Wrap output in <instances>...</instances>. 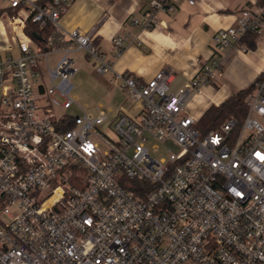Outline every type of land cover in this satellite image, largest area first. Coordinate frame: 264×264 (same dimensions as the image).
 <instances>
[{"label":"built area","instance_id":"1","mask_svg":"<svg viewBox=\"0 0 264 264\" xmlns=\"http://www.w3.org/2000/svg\"><path fill=\"white\" fill-rule=\"evenodd\" d=\"M72 1L10 0L29 2L33 21L57 28ZM174 1L182 0H151L132 24L155 27ZM95 32L67 38L105 75L113 65ZM248 32L264 35V0L216 32L212 57L180 89L170 88V68L147 82L118 73L115 82L142 108L115 116L92 113L72 95L75 49L34 45L24 33L20 56L0 57V264H264V72L239 133L229 117L203 134L186 113L192 93L220 76L226 54L249 49ZM130 37L114 36V57ZM54 52L62 55L51 67ZM151 143L168 156H154Z\"/></svg>","mask_w":264,"mask_h":264},{"label":"crops","instance_id":"2","mask_svg":"<svg viewBox=\"0 0 264 264\" xmlns=\"http://www.w3.org/2000/svg\"><path fill=\"white\" fill-rule=\"evenodd\" d=\"M260 2L197 0L192 5L186 0L174 1V8L159 10L156 26L146 29L131 21L150 10L151 0H74L59 18L58 29L67 40L70 31L96 29L94 43L112 62L113 69L108 73L114 86L121 88L115 82L118 73L130 72L140 81L147 82L161 69L170 68L174 72L170 88L176 91L197 76L201 66L212 57L216 32L234 25L243 10L254 8ZM30 15L29 2L15 8L10 0H0V57L20 56L19 41L24 33L27 34L24 27ZM126 31L131 32V37L121 55L114 57L113 38ZM263 36L257 38L255 49L228 52L220 76L213 83L203 85L201 91L192 93L186 113L199 120L210 106L220 105L253 84L264 72ZM33 44L38 43L33 40ZM68 45L76 50L71 41ZM141 108L142 103L132 98L113 112L106 110L103 104L98 107L109 116H115L121 109L136 114Z\"/></svg>","mask_w":264,"mask_h":264},{"label":"rangeland","instance_id":"3","mask_svg":"<svg viewBox=\"0 0 264 264\" xmlns=\"http://www.w3.org/2000/svg\"><path fill=\"white\" fill-rule=\"evenodd\" d=\"M14 35L16 34L14 33ZM11 40H13V37ZM71 54L75 58L76 68L75 73L71 77L74 85L72 95L76 97L80 105L87 106L92 111H99V104H103L106 110L113 112L120 104L131 98L126 90L112 84L110 81V73L104 75L97 72L98 63L89 57L85 49L75 50ZM61 55V52H54L49 56L51 67L56 65ZM42 65L44 74L47 76L48 68L46 59L42 61ZM46 83H48L47 80ZM69 112L81 113L82 110L74 107ZM152 143L150 144V150L154 156H168V151L163 144H160L158 151H154Z\"/></svg>","mask_w":264,"mask_h":264},{"label":"trees","instance_id":"4","mask_svg":"<svg viewBox=\"0 0 264 264\" xmlns=\"http://www.w3.org/2000/svg\"><path fill=\"white\" fill-rule=\"evenodd\" d=\"M36 2L39 5H46L53 2V0H38ZM21 5L22 4L13 7L19 8ZM24 29L34 41L42 46H46L47 44H51L53 46H66L70 43V41L66 39L65 34L59 31L53 23L49 22L42 25L40 22L33 21L32 15L26 19ZM35 34L40 37H36ZM257 38L258 35L255 32H248L243 37L242 41L247 44L248 48L255 49L257 47ZM253 89L254 83L247 88L241 89L220 105L210 106L197 122V127L200 132L204 134L211 130H216L221 127V124L227 118L235 117L239 124L236 126L234 133H239L241 123L245 119L248 112L247 97ZM71 117L72 123H70L68 127L73 126V116Z\"/></svg>","mask_w":264,"mask_h":264},{"label":"water","instance_id":"5","mask_svg":"<svg viewBox=\"0 0 264 264\" xmlns=\"http://www.w3.org/2000/svg\"><path fill=\"white\" fill-rule=\"evenodd\" d=\"M35 36H36V37H38V38L40 37V36H39V35H37V34H35Z\"/></svg>","mask_w":264,"mask_h":264}]
</instances>
